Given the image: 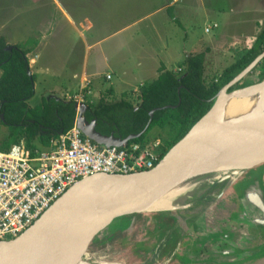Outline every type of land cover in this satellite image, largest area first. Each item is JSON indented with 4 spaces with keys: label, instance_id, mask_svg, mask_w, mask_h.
I'll use <instances>...</instances> for the list:
<instances>
[{
    "label": "rangeland",
    "instance_id": "374dc122",
    "mask_svg": "<svg viewBox=\"0 0 264 264\" xmlns=\"http://www.w3.org/2000/svg\"><path fill=\"white\" fill-rule=\"evenodd\" d=\"M187 2L191 6L186 7L188 11L178 18L179 22L169 21L165 11H155L170 4L173 9L179 6L183 8L182 5ZM238 2L236 0L232 5L234 11L240 7ZM241 4L243 0H240ZM225 5L226 0H0V36L5 38L8 45L20 43L22 39V43L29 40L30 44L36 32L45 31L41 27L52 29L56 23L54 37L50 39L48 47L55 52L51 63L59 71L67 69L70 72L80 66L83 46L82 37L68 23V19L74 21L80 29H86L92 24L84 31L90 43L111 38L110 35L123 26L124 32L118 39L140 52L144 50L148 53V48L143 44L138 45L141 49L136 46L146 37L158 40L163 36L165 40L158 44L157 49L174 55L170 64H165L168 68L176 67L180 62L178 60L183 59L178 55H182L185 46L188 56L205 52L204 77L206 82H211L217 80L227 67L245 53L251 38L249 36L248 42L244 43L246 38L243 41V38H231L222 32L224 28L221 22L226 20V15L216 10L226 11ZM258 12L252 18L260 21L264 28V5ZM245 19L242 18V21ZM247 20L245 26H248ZM214 21L220 24L217 29L212 27L215 26ZM247 26L244 32L250 34L251 26ZM205 27L209 29L208 32L204 30ZM184 35L187 36L186 41ZM112 40L111 44L109 41L102 43L105 51L110 52L114 48ZM32 58L35 59L32 56L28 60ZM258 71L259 68L245 76L246 82L251 84L242 88L262 84L263 80L257 76ZM50 75V80H53L52 75H57L56 71ZM149 80L151 78L137 79L130 87ZM34 89L33 97L27 102L32 107L44 97L42 85L36 82ZM233 89H241L240 84ZM72 90H78L77 82ZM131 99L136 105V99L133 96ZM7 133V128L0 125V149L3 148L1 142ZM149 136L151 147L159 156L160 149L167 145L166 141L170 140L173 133L170 128H154ZM156 140L160 141V145L153 147ZM19 143L25 145L23 139ZM35 145L38 152L47 149L38 141H35ZM26 149L30 152V149ZM257 168L258 173L263 171L261 165ZM226 176H221L216 183L213 181L211 184L200 185L195 193L188 189L182 195L185 197L184 206L179 210L128 215L112 221L95 237L82 258L88 262L98 260L118 264H264V248L260 247L264 245V227L257 225L256 221L263 220L264 213H260L257 207L246 218L243 202L247 204V199L238 201L230 191L228 193ZM261 186L264 193V185ZM257 194L261 199L260 192L257 191Z\"/></svg>",
    "mask_w": 264,
    "mask_h": 264
},
{
    "label": "water",
    "instance_id": "95a60500",
    "mask_svg": "<svg viewBox=\"0 0 264 264\" xmlns=\"http://www.w3.org/2000/svg\"><path fill=\"white\" fill-rule=\"evenodd\" d=\"M5 49L10 51L11 46ZM263 57L264 51L218 91L209 111L168 150L153 169L128 175L94 174L78 180L20 236L8 241H0V264H72L73 258H82L95 237L112 221L128 215L158 213L154 212L151 206L168 173L190 169L194 172L193 177L188 181L191 183L204 170L226 168L242 173L264 163V155H262L264 127L257 123L235 125L198 140L183 143L191 130L224 99H235L241 91L259 86L230 90L250 73ZM156 110L157 108L149 112V120L141 132L129 134L123 139L113 134L103 136L97 133L92 127L93 123L85 121L82 108H80V121L83 119L81 128L86 136L100 146H122L142 135ZM0 118L3 119V115H0ZM89 126L92 127L91 131L93 130L94 134H90ZM100 137L108 141L101 143ZM99 176L126 182L127 186L119 195L73 192L78 184ZM197 190L198 187L193 185L189 191L195 193ZM184 199L185 197L181 198V202ZM88 210L99 212L101 217L92 223L79 222L76 216Z\"/></svg>",
    "mask_w": 264,
    "mask_h": 264
},
{
    "label": "trees",
    "instance_id": "16d2710c",
    "mask_svg": "<svg viewBox=\"0 0 264 264\" xmlns=\"http://www.w3.org/2000/svg\"><path fill=\"white\" fill-rule=\"evenodd\" d=\"M168 15L174 22H178L170 10ZM28 42L14 44L9 51L5 49L8 46L5 38L0 36V115H3L0 125L5 126L8 131L1 146L2 149H8L23 139L30 154L34 155L38 152L35 150V141L42 147L49 148L52 141L71 128L76 110L73 100L62 102L55 98H43L33 107L28 105V100L34 95L36 76L29 72L27 55L34 50L37 40H30V44ZM263 51L264 28L245 53L227 67L217 80L206 82V53H196L187 59L186 72L181 77H176L175 73L167 71L163 66L160 67L159 75L154 80L140 86L136 106L127 100L116 103L100 100L95 107L85 110V119L93 123L95 131L100 135L113 134L123 139L129 134L141 132L149 120V112L157 108L142 135L129 141L128 145L136 143L152 148L150 132L154 128H170L173 136L160 149V160L209 111L218 91ZM257 68L258 79L264 80V57L252 72ZM245 79L242 78L236 85L240 84L242 88L251 84ZM162 141L165 143L164 139Z\"/></svg>",
    "mask_w": 264,
    "mask_h": 264
},
{
    "label": "crops",
    "instance_id": "0c3cea01",
    "mask_svg": "<svg viewBox=\"0 0 264 264\" xmlns=\"http://www.w3.org/2000/svg\"><path fill=\"white\" fill-rule=\"evenodd\" d=\"M234 1L236 0H226V11L222 9L216 10L217 12H223V15H226V20L224 22H221V27L224 28L222 32L227 33L226 35L231 38H243V41L246 38L244 43L248 42L247 39L249 38V36H251L252 39L250 38L248 43V46L250 47L253 44L255 38L258 36L256 32L263 29L261 22H258L257 19L253 20L252 17H254L255 15L257 16L261 6L264 5V0H243V4L241 5L240 0L239 2L237 0L240 7H238L236 11L233 10L234 7L232 6L234 4ZM174 3L175 2H173L172 5H174ZM172 5L170 4V6L167 7H163V5L155 11H165L167 15L166 18L169 21L173 22V18H170V16L168 15V10L171 11L174 18L178 21V18L183 17L182 14L185 15L188 11L186 7L191 6L190 2L182 5L183 8H180L179 6L178 9L176 7L175 9H173ZM182 9H184L185 11H182ZM3 13L5 15V11ZM248 16L250 18H248ZM242 18H247L250 20L245 19V21H242ZM7 20L8 18L5 20V23ZM246 20L249 21L248 26H246H251L250 34L244 32L246 31ZM68 23L82 37L83 60L80 62V66L75 69H71L70 72L67 69L59 71V69L51 63L52 59L54 58L55 52L53 53V51L49 50L48 47L50 44V39L54 37L56 23L52 29L45 28L43 26L40 29H45V31L40 30V32H36V37L34 39L37 40V45L35 46L34 50L27 55V58L29 59V57L33 56L36 59L35 60L32 58L30 61H28L30 72L36 76L34 87H36V82L43 86L44 97H42L41 100L43 98H55L62 102H69L70 100H73V102L75 103V110L76 102H79V106L83 110L84 119L85 110L87 108L95 107L100 100H103V102L105 103H116L121 100L132 102V96L137 100L140 86L154 80L159 75V68L162 66L167 71H172L173 73H175L176 77H181L186 72L187 59L192 56L187 55V47L185 46V50L183 51L182 55H178L179 57L183 58L181 59L183 61L178 60L180 62L177 61L178 65L176 67L168 68V65L166 66L165 64H168L174 55L170 53L168 54V52L164 53L162 50L157 49L158 44L162 43V41L165 40L163 36H160L158 40H153L149 37H146V39L142 40L136 46L138 47V45L143 44L144 47L146 46L148 48V53H146L144 50L140 52L131 48V45L124 43L122 39H118L119 35L124 32L125 27L123 26L119 29H116V31L110 35V37L114 40V42L112 43L114 45V48L111 45L113 49H111L110 52H107L104 50L105 48L102 46V43H104V41H109L110 43L111 38L93 43H90L86 39L84 31L92 26L91 23V26L87 27L86 29H80L78 26H76L77 24L74 21L70 22L69 19ZM213 24H215V26L212 25V27H214L215 29H217L220 25H218L217 21H214ZM206 29L207 28L205 27L204 30L208 32L209 29ZM240 33H242V35H237ZM186 37L187 36L185 35L183 36V39L185 41ZM219 37L221 38L222 36ZM21 41L23 42L24 40L22 39ZM191 41L194 40L192 39ZM196 44L197 42L195 41L194 45ZM8 46H11L12 48V45ZM124 46H126V49H124ZM212 46H214L213 43ZM138 49H141V47L139 46ZM194 54L196 53H193V55ZM92 56L93 58L90 60ZM148 60L150 61L147 62ZM33 67H35V69H33ZM53 70L56 71L58 78L57 75H52L54 76V79L50 80V74L54 73ZM178 71H181V73H177ZM102 72L105 74L103 75ZM61 77L63 79H61ZM145 78H151V80L141 82L138 86L130 87L131 84H133V82H135L137 79ZM75 82H77L78 90L73 91L72 89L75 86ZM76 98H78V100H76ZM85 121L88 122L86 119ZM92 127H88L89 132L91 131ZM90 134H94L93 130L90 132ZM100 141L101 143L102 141L106 143L108 139L100 137Z\"/></svg>",
    "mask_w": 264,
    "mask_h": 264
},
{
    "label": "built area",
    "instance_id": "2783aa9c",
    "mask_svg": "<svg viewBox=\"0 0 264 264\" xmlns=\"http://www.w3.org/2000/svg\"><path fill=\"white\" fill-rule=\"evenodd\" d=\"M80 118L76 102L71 128L34 155L22 143L0 149V241L20 236L78 180L147 171L159 161L153 148L136 143L100 146L84 134Z\"/></svg>",
    "mask_w": 264,
    "mask_h": 264
},
{
    "label": "bare ground",
    "instance_id": "6f19581e",
    "mask_svg": "<svg viewBox=\"0 0 264 264\" xmlns=\"http://www.w3.org/2000/svg\"><path fill=\"white\" fill-rule=\"evenodd\" d=\"M245 123H257L264 127V84L241 91L235 99L226 98L220 105L214 109L206 118L201 120L188 134L183 143L192 142L200 138L206 137L212 133L229 129L235 125ZM182 143V144H183ZM264 155V149L263 154ZM193 171L190 169H181L168 173L162 183L156 200L151 206L154 212H167L183 208L184 203L181 202L182 195L193 187H199L200 184H211L213 181L219 180L221 176L226 175V180L232 181L239 172L226 168L214 170H204L199 173L195 181H190ZM187 181V182H186ZM127 186L126 182L107 179L104 177H95L78 184L73 192L76 193H106L111 195H119ZM257 186L255 185L254 189ZM251 190L250 195L246 197L247 204L245 207L254 210V203L251 197H256L260 204V211L264 213L263 202L257 195L255 190ZM181 196V197H180ZM251 199V201H250ZM178 201V202H177ZM258 207V208H259ZM101 214L93 210L83 211L76 216V219L82 223H92L95 219H99ZM180 223V222H179ZM36 253V252H35ZM57 253V252H56ZM72 264H118L108 263L105 261L88 262L84 258H73Z\"/></svg>",
    "mask_w": 264,
    "mask_h": 264
},
{
    "label": "flooded vegetation",
    "instance_id": "af4514ba",
    "mask_svg": "<svg viewBox=\"0 0 264 264\" xmlns=\"http://www.w3.org/2000/svg\"><path fill=\"white\" fill-rule=\"evenodd\" d=\"M260 165L263 167V171L258 173L259 168H257V167H259ZM226 184H227L226 186L228 188L227 189L228 193L230 191V193H232V195H234V197L238 201H242V202L244 201V199H246L247 196L250 195L249 191H251L252 188L254 189V187H255L254 185H256L257 186L256 188L258 190H256V188L254 190L256 192L257 191L260 192L261 199H262L263 206H264V193H263L262 186H261V185H264V163L259 164V165L255 166V167H252V168H250L248 170H245L242 173H239L236 176V178L234 180H232V181H229L227 179V183ZM239 185L241 186L240 188L238 187ZM213 190H216V189L213 187ZM211 191H212V189H211ZM251 199H252V201L254 203V206H255L254 208L259 207L258 204H260V203H259L258 199L256 197H251ZM251 199H250V201H251ZM243 206H244L245 213L247 214L245 217L248 218L247 216L250 215L249 212L252 213V211L245 207L244 202H243ZM260 213H263V212L260 211ZM245 217L242 216V219L246 220ZM256 221H257V225H260V226L264 227V219L263 220H256ZM247 238H250V237H247ZM260 247L264 248V245L263 246L261 245Z\"/></svg>",
    "mask_w": 264,
    "mask_h": 264
}]
</instances>
